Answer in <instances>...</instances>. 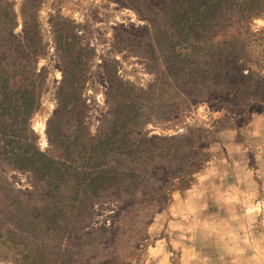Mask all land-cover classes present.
Returning a JSON list of instances; mask_svg holds the SVG:
<instances>
[{
    "label": "rangeland",
    "instance_id": "1",
    "mask_svg": "<svg viewBox=\"0 0 264 264\" xmlns=\"http://www.w3.org/2000/svg\"><path fill=\"white\" fill-rule=\"evenodd\" d=\"M202 3L208 36L190 38L197 47L178 64L171 0H0L14 21L2 20V38L26 32L34 73L45 71L34 76L25 125L39 151L65 160L46 128L62 77L55 36L67 31L89 49L85 149L103 140L102 121L118 107L136 115L130 128L118 120L121 138L149 139L141 150L151 158L76 215L49 211L42 179L0 160V264H264V0ZM108 156L87 172L122 173Z\"/></svg>",
    "mask_w": 264,
    "mask_h": 264
},
{
    "label": "trees",
    "instance_id": "2",
    "mask_svg": "<svg viewBox=\"0 0 264 264\" xmlns=\"http://www.w3.org/2000/svg\"><path fill=\"white\" fill-rule=\"evenodd\" d=\"M171 1L173 2L171 24L177 32V36L174 38L177 41V46L173 47L172 52L177 57L176 61L179 64L185 58H191L188 52L197 47L191 45L188 42L189 39L205 40L209 30L204 28L203 23L205 12L203 0ZM0 19V160L17 170L29 172L36 180L42 179V189L39 191L42 190V196L46 194L49 199L54 200L52 207L48 208L49 211H67L74 215L88 214L90 210L85 208V203L86 201L90 202L91 195L112 189L114 185L109 184V180L115 177L118 179V174L124 176V182H133L132 167L144 163V158L151 161L150 156H146L141 150L149 139L143 138L133 144L128 134L121 138L118 120L122 124L125 123V128L126 126L130 128L136 123L134 122L136 115L133 114L130 117L127 114L124 118L121 113L117 115V107L111 116L107 115L102 121L99 136L102 135L100 138L103 140L94 143L96 137H91V141L89 140L91 146L88 150L85 149L84 145L87 141L82 140L84 128L82 127L81 111V107L85 106V103L81 99L80 76L83 73L82 67L85 65V54L89 49L87 46H80L77 37L71 36L67 31H61L55 36V52L62 74L56 90L58 106L47 122L46 133L52 140L54 149L60 151L59 155L63 156L65 160L57 161L49 154L39 151L36 134L25 125L36 108V102L31 96L36 80L34 76L41 80V72L44 68L35 75L34 68L29 61L32 46L28 34L24 32L22 39H17L10 34L4 40L2 38L4 36L2 20L9 19L8 23L12 29L14 21L4 9ZM177 78L184 87L185 80H187L185 73L178 70ZM118 82L114 81L118 84L117 86H120L121 83ZM110 90L113 89L109 88V92ZM115 92L117 91L115 90ZM117 96L120 97V95ZM117 96L111 97L116 99ZM129 113L132 112L129 111ZM114 115H117V118ZM131 122L134 123L131 124ZM64 125L71 128L69 127V130L66 131ZM63 130L69 132L71 137L63 138ZM107 130L111 133L107 134ZM109 152L114 155L113 158L116 154L118 155L115 163L124 170L122 173L117 172V168L114 169L115 172L108 168L87 172L91 169L90 167L95 166V163L103 164L109 157ZM97 155L100 156V159L93 162L92 159L96 160ZM77 159L81 161L80 164ZM36 191L38 188L35 189ZM81 192L89 196L86 198L81 195Z\"/></svg>",
    "mask_w": 264,
    "mask_h": 264
}]
</instances>
